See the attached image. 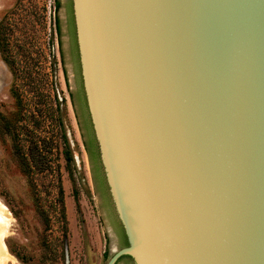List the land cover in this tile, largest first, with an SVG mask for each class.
<instances>
[{
    "label": "water",
    "instance_id": "obj_1",
    "mask_svg": "<svg viewBox=\"0 0 264 264\" xmlns=\"http://www.w3.org/2000/svg\"><path fill=\"white\" fill-rule=\"evenodd\" d=\"M58 1L104 264H264V0Z\"/></svg>",
    "mask_w": 264,
    "mask_h": 264
},
{
    "label": "rangeland",
    "instance_id": "obj_2",
    "mask_svg": "<svg viewBox=\"0 0 264 264\" xmlns=\"http://www.w3.org/2000/svg\"><path fill=\"white\" fill-rule=\"evenodd\" d=\"M54 4L0 0L2 244L18 264H104L112 229L96 204Z\"/></svg>",
    "mask_w": 264,
    "mask_h": 264
},
{
    "label": "bare ground",
    "instance_id": "obj_3",
    "mask_svg": "<svg viewBox=\"0 0 264 264\" xmlns=\"http://www.w3.org/2000/svg\"><path fill=\"white\" fill-rule=\"evenodd\" d=\"M7 216L8 215L0 207V264H18L15 258L5 251V248L2 244V238L8 233V229L4 228Z\"/></svg>",
    "mask_w": 264,
    "mask_h": 264
},
{
    "label": "trees",
    "instance_id": "obj_4",
    "mask_svg": "<svg viewBox=\"0 0 264 264\" xmlns=\"http://www.w3.org/2000/svg\"><path fill=\"white\" fill-rule=\"evenodd\" d=\"M54 6H55V9H57L58 8V6H59V1L58 0H55V4H54ZM57 31H58V27H57ZM1 35V34H0ZM4 43L2 42V40H1V38H0V51L2 52L3 50H4ZM89 143L91 144V149H92V152L93 153H96V151H95V149L93 148L94 147V144H93V138L91 137L90 138V141H89ZM66 157H67V159H68V154H66ZM60 194H61V197H62V190H60ZM104 257H105V260L107 259V254H106V252L104 253ZM117 264V263H116Z\"/></svg>",
    "mask_w": 264,
    "mask_h": 264
},
{
    "label": "flooded vegetation",
    "instance_id": "obj_5",
    "mask_svg": "<svg viewBox=\"0 0 264 264\" xmlns=\"http://www.w3.org/2000/svg\"><path fill=\"white\" fill-rule=\"evenodd\" d=\"M85 121V120H84ZM85 128H86V132H87V135H88V138H89V141H90V138H91V133H90V130H89V127H88V124L85 125ZM94 144V143H93ZM119 262V261H118ZM118 264V263H117Z\"/></svg>",
    "mask_w": 264,
    "mask_h": 264
}]
</instances>
